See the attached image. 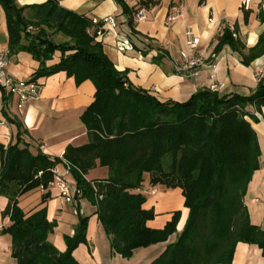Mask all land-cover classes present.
Wrapping results in <instances>:
<instances>
[{
	"label": "trees",
	"instance_id": "trees-1",
	"mask_svg": "<svg viewBox=\"0 0 264 264\" xmlns=\"http://www.w3.org/2000/svg\"><path fill=\"white\" fill-rule=\"evenodd\" d=\"M124 9L123 0H116ZM8 33V54L26 51L38 60L32 79L64 71L79 84L90 80L94 100L81 114L88 142L68 145L58 158L33 154L17 141L0 145V195L8 199L2 215L10 225L2 233L11 238L15 264H79L74 249L86 243L88 216L77 208L78 220L72 235H64L66 249L59 251L49 240L56 227L46 207L24 211L18 198L36 188L47 189L55 179L54 168L63 163L72 178L75 200L87 199L95 206L113 253L130 258L135 249L173 242L150 264H231L238 242L256 244L264 252V230L251 223L244 195L253 173L259 168L260 149L247 111L264 107V77L248 96H220L217 90H197L187 101H161L145 89L134 87L125 71H119L104 53L90 19L47 0L24 5L0 0ZM31 27L32 29H28ZM64 38L55 42L52 36ZM229 44L248 64L264 53V33L244 54L243 45L224 30L218 50ZM60 52L57 63L46 65ZM249 118V119H248ZM107 168L103 179L87 180L95 167ZM145 174L151 185L179 187L188 209L180 232L175 211L163 228L147 226L153 209L142 208L146 198L138 192ZM49 194L42 195L43 205Z\"/></svg>",
	"mask_w": 264,
	"mask_h": 264
},
{
	"label": "crops",
	"instance_id": "crops-1",
	"mask_svg": "<svg viewBox=\"0 0 264 264\" xmlns=\"http://www.w3.org/2000/svg\"><path fill=\"white\" fill-rule=\"evenodd\" d=\"M47 0H17L18 4L35 5ZM128 11H124L116 0H59L60 6L87 17L112 15L116 26L105 25L103 38L98 39L104 53L117 70L125 71L128 81L137 88L145 89L161 101H187L197 90L210 88L211 84H221L217 90L220 96L238 94L250 95L256 88L257 70L264 69V53L254 57L248 64L242 62L241 54L229 44L218 50L216 46L224 32L229 30L244 47L247 54L254 47L259 36L264 33V0H249V8L243 7V0H123ZM143 10L145 18L134 21L133 14ZM180 13L174 20L172 15ZM190 29L199 37L197 50L202 51L206 63L196 73L178 71L175 62L179 61V51L184 49V31ZM125 34L133 48L119 52L114 47L113 32ZM55 42L64 38L61 34L51 37ZM8 33L5 13L0 5V51L7 50ZM60 52L56 51L46 65L58 62ZM39 62L32 54L20 51L8 54V71L18 79L31 80ZM38 95L22 108H17L16 98L8 89L0 86V145L7 147L17 141L18 130L11 122L21 126L20 141L27 144L33 154L38 152L50 158L62 157L68 145L81 146L88 142L87 130L81 114L94 100L95 87L90 80L77 84L72 76L64 71L37 78ZM247 111L257 118L251 125L256 133L260 149L259 168L253 173L244 195L248 215L252 224L264 230V107L257 111L248 106ZM1 167V154H0ZM54 171L63 176L73 187L72 178L63 163H58ZM107 168L95 167L86 175L87 180L103 179ZM49 194L41 205V197ZM141 192L146 200L144 209H153L154 218L146 222L151 228L160 229L171 220L175 211H180L177 232H180L188 209L184 207V197L179 187L167 188L164 185H151L145 174ZM76 204L65 202L55 186L47 189L36 188L18 198L24 211L41 206L46 207L49 221L56 227L48 236L59 251L66 245L64 235H72L77 223V208L83 216H88L86 243L79 244L73 256L79 264H150L166 248L167 241L144 248L135 249L130 258L113 253L109 240L97 219L95 206L85 198ZM8 199L0 195V264H15L11 256V238L2 233L10 225L8 216L2 215ZM173 242V241H172ZM170 243V242H169ZM231 264H264V252L256 244L238 242Z\"/></svg>",
	"mask_w": 264,
	"mask_h": 264
},
{
	"label": "built area",
	"instance_id": "built-area-1",
	"mask_svg": "<svg viewBox=\"0 0 264 264\" xmlns=\"http://www.w3.org/2000/svg\"><path fill=\"white\" fill-rule=\"evenodd\" d=\"M243 7L249 8V0H243ZM180 16V13L172 15L168 18V21L174 20ZM145 18L143 10H137L133 14V20L138 21ZM94 35L97 39L103 38L106 29L105 25L109 24L112 27L116 26L114 16L107 15L103 17L90 18ZM28 29H32L28 27ZM114 47L119 52H125L133 48L132 42L129 37L120 32L114 31ZM200 39L194 35L190 29L184 31V49L179 51V61L175 62V68L178 71H185L196 73L198 69L206 63V57L202 51L197 50ZM216 54L211 55V59H215ZM8 51H0V86L8 89L12 95L16 98L17 108H22L30 100L34 99L38 95L39 84L35 80H23L18 79L10 74L8 71ZM255 76L258 79L264 77V69L257 70ZM221 84H211V90H218L221 88ZM50 186H55L58 189L59 196L67 203L76 204L75 201V189L74 187L63 178L61 175H55V179L50 182Z\"/></svg>",
	"mask_w": 264,
	"mask_h": 264
},
{
	"label": "rangeland",
	"instance_id": "rangeland-1",
	"mask_svg": "<svg viewBox=\"0 0 264 264\" xmlns=\"http://www.w3.org/2000/svg\"><path fill=\"white\" fill-rule=\"evenodd\" d=\"M77 220H78V216H77ZM175 238H176V234H173V236L171 237V239H169L168 241H167V243H166V245L165 246H167V244L169 243V242H172V241H174L175 240ZM160 243L162 244L163 242H159V245H160ZM164 244V243H163Z\"/></svg>",
	"mask_w": 264,
	"mask_h": 264
}]
</instances>
